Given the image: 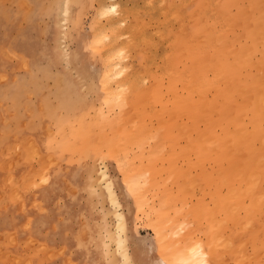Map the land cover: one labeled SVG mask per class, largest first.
Returning <instances> with one entry per match:
<instances>
[{
	"label": "rangeland",
	"instance_id": "1",
	"mask_svg": "<svg viewBox=\"0 0 264 264\" xmlns=\"http://www.w3.org/2000/svg\"><path fill=\"white\" fill-rule=\"evenodd\" d=\"M69 1L67 6L65 0H0V209H5L10 204L19 206V211L22 212L25 197L47 182L51 169L63 167L67 172L69 167H74L76 173H79L81 185L75 186L73 190L74 198L77 194L80 196L78 200L79 209L74 224L78 227V230L76 229L78 233L75 234V247L69 256L73 255L74 252V256L78 254L79 260L76 259L72 262L68 259L67 264H155L161 260L163 254V250L162 252L159 251V246L161 247L162 243L161 245L158 243L159 237L154 233L148 221L153 217L157 219L158 216L152 215L155 211L146 212L147 207H144L145 210L143 209L145 214L139 211L133 199V189L137 182L142 181L146 175L152 178V181H155L157 185L162 183V186L159 184V190L157 185H155L157 187L149 185L150 188L156 189L155 192H157L158 197L168 195L171 199L170 201L167 197L166 200L169 201L159 203L160 197L157 198L153 190L149 192L152 191L155 197L147 192V195L150 194L154 197H151L152 200L146 195L148 205L153 204L157 208L156 213L161 208L167 209L165 214L162 211L164 214L162 216L160 211L159 217L165 219L164 216L167 215V219L173 220L174 224L170 225L169 223L172 221L169 220L168 222L166 219L167 222L165 223L169 226L166 227L163 223L164 225L161 226L164 228L161 227V229L164 232L167 231L168 235L172 234L171 230L174 229L173 234L170 235H176L177 238H173L172 241L180 238L181 241L176 240V244L180 243L178 245L181 249L193 247L192 250H188L191 253L193 249L196 251V248L197 251L201 250L205 254L201 253L202 255L200 254L198 258H194L198 260L200 256L206 257V263L204 257L201 258L204 264H243L244 262H246L244 264H260L261 259L264 261V254L261 253L264 248V227H262L264 226V215L262 216L263 221L253 218L251 228L248 229L247 227L243 230L245 234H242L243 231L233 229L230 226L227 228L220 226V229L226 228L222 229L223 233L221 230L215 229L220 225L216 219L221 220V218L218 214L220 213L218 212L219 203L216 202L217 191L214 179L216 170L219 171L218 168L222 164L215 153H207L201 156L200 153L199 155L195 151H189L185 146L187 144L184 142L186 139L181 140L185 137L183 135L177 137L179 135V123L184 124L186 126L184 128H188L190 122L187 114L176 115L175 117V104L184 100L182 95L184 93L178 91L175 94L177 89L174 91L170 89L172 81L176 77L173 70L180 69L177 71L180 72L191 68L188 59L177 60V53L185 54L180 50L185 46V49L189 47L185 51H190V55H192L196 50L195 44L202 47L203 43L205 45L206 42L211 43L212 41H205L204 39L202 41L203 37L199 40L198 36L204 35L203 29L206 25L217 29L218 26L215 23L218 21L216 19L223 18V21L226 19V24L230 27L225 25L224 27H227L225 29L222 26L223 33L219 31L220 28H218L219 33L215 30L219 35L222 33L221 37L225 40L224 42L228 43L229 38L237 40L235 43H233L234 41L231 42L235 49L233 50L232 46L230 49L236 53L237 57L232 56L228 59V63L233 62L235 57L236 64L239 63L240 59L245 57H242L244 51H246L245 55L251 53L253 46L246 48V45L249 43L252 45L256 42V40L255 42L252 41L257 39L253 33L257 34L258 30L255 31L253 28L258 27V23L264 18V16L258 17L264 14V0H215V3L210 0L214 5L209 4L207 2L209 0ZM204 3L212 5V8L215 6L213 9L218 10L214 11L212 17H215V20L211 21V17L207 18L211 8L208 9L209 5L203 7ZM102 5L105 7L107 5L106 8L109 7V10H106ZM100 6L103 7H101L102 11L106 10V13L104 12L106 15L100 12ZM158 6L160 9L164 8L163 10L166 11L167 15ZM174 7H176L175 11L179 12L177 15L175 13V18H178L176 16L179 15L185 17V19L179 17L180 20H183L180 23H175L173 21L175 19L171 17L173 14L170 13H173ZM169 10H172L169 13L171 15L170 20L167 17ZM217 12L219 15L215 14ZM205 14H207L206 17ZM204 18L206 23L203 21ZM252 21L256 22L257 26L252 27ZM168 22H172V26L167 24ZM221 22L219 21L217 24L220 25ZM246 22L249 23L245 24ZM114 23L115 25H113ZM177 24H180L182 30H186H183V34ZM263 27L264 22L261 25V28ZM246 29H249V32L248 34L245 33L246 36H244L243 33ZM256 29L264 32V28L258 27ZM175 30L180 33L175 32ZM172 33L174 37L176 36L175 39H173ZM258 34H261L260 31ZM193 35L196 37L193 38ZM162 36L172 37V39L169 37V41L170 39L173 41L177 39L176 48L172 41L169 44L168 40ZM191 36H193V40L197 39L198 42L196 43V40L191 42L189 39ZM111 38L113 43L110 42ZM183 40H187V43L178 49V45ZM171 46L174 49H171ZM237 47L240 49H238L239 52L238 50L236 52ZM257 47L259 50L263 46L259 44ZM208 48L209 52L213 50L212 46ZM166 52L168 55L171 54L169 55L171 60L169 57L168 60L173 62L168 61L170 65L168 68L167 63L166 68H174L173 74L171 73L174 78L169 76L168 69L162 70L161 68L165 65L164 55H167ZM252 52L254 55L256 50L254 49ZM235 53L232 54L235 55ZM251 55L250 57L254 58ZM255 55L256 58L260 55L264 57V51ZM106 59L108 63L114 60L113 65L119 63L117 66L119 72L116 75L118 77L115 76L117 79L110 72V78L113 77L111 81L109 80L113 89L112 94H108L104 90L105 77H108L107 80L109 79L107 69L110 68V66L109 68L105 66L108 64ZM260 59V62H263L264 58ZM250 60L249 63L247 62L248 64H250ZM257 60L254 58V63ZM244 63H246L245 59L241 64ZM257 63L253 67H257V65L262 67V63L260 65ZM112 64L111 67H113ZM248 64H244V67L240 68V72H228L226 70L228 73L234 74L232 76L235 78L236 85L238 84L237 87L240 85L242 89L246 88L241 86L242 82L249 83L250 86L253 84L252 79L247 78V74L249 77H254L255 73L256 77V73L263 69L260 70L258 67L259 70L255 72V69L250 67L252 65L248 66ZM238 68L236 66V70ZM250 73H253L252 76ZM211 76L212 73H209L208 77L211 78ZM236 76H239L242 81ZM246 78L249 80L248 82H245ZM262 81H264V77L260 78L261 83L258 81L259 83L256 85L261 84L262 86ZM116 82L119 83L118 86ZM120 85L124 86L121 87ZM179 86L180 84H176L175 87L179 89ZM218 91L219 88L210 91L207 100H212L213 97L218 99ZM247 91L252 93L251 89L248 90L247 88ZM244 93L247 95L246 91ZM249 93L248 95L251 94ZM108 95L113 96L114 101L110 96L108 98ZM238 95L240 96V94ZM241 98L237 97L238 101L240 99V103L243 101ZM239 102L236 103V109L239 108ZM213 110H209V114ZM236 111L239 112V109L230 110L229 114L225 112V118L232 121L236 118L238 113ZM193 112V109L189 111L190 114ZM243 115L246 116L245 114L241 116ZM174 117L176 118L175 121ZM244 118L241 117L242 122H244V126L247 125L245 128L250 130L249 115ZM197 126H199L200 133H205L206 128L208 130L212 128L214 132L219 134L221 128L220 126L216 127L213 123L210 125L198 123ZM181 127L183 126L181 125ZM181 127L179 131L182 129L184 131V128ZM248 132L250 134L248 135L246 132L248 135H245L246 139L244 136L243 138L248 143L252 141L254 145L250 144L244 147L242 142L245 140H241L239 152H241L244 161L238 162L239 168L245 166L244 162L248 161L254 149L259 147L252 136V130ZM250 136L252 137L249 138ZM98 145L100 149H97V147L99 148ZM95 153H98L96 155L98 158ZM263 158L262 155L261 159ZM223 166L226 164L223 163ZM102 170L106 172L107 180L112 183V189L119 202L117 208L111 205L110 194L105 186H102L104 183L102 181V183H98L101 180L98 174ZM262 170L264 167L258 170L259 184L257 183L256 191L262 188L261 191L264 192V173ZM178 175L180 178H177ZM181 175L183 176L181 177ZM189 176L202 182L195 180L200 184L189 185L188 179H185ZM94 177L96 178L97 189L95 188L96 184L93 183L91 186ZM181 178L183 181L180 180ZM193 178L192 181L194 182ZM98 184L102 187L99 188ZM157 204L161 208L157 207ZM214 204L216 205L214 206ZM115 211L126 218L123 234L118 232ZM262 213H264V207H261ZM215 222L218 223V226H213V223L216 224ZM28 227L29 224L22 225L21 230L24 231ZM168 229H171V232L168 233ZM106 231L111 232L109 235H114L112 236L113 239L109 240ZM164 234L168 236L166 233ZM233 234L234 236L230 237ZM239 234L242 236L238 239ZM219 235L225 237L220 243V240L218 241ZM120 236L125 239V245L119 250L117 240ZM227 237H230L231 240L226 239ZM164 239L167 240L165 237ZM163 240L161 239V242ZM170 243H174V241ZM170 243H167L169 247ZM193 243H197L199 246L194 247ZM235 244L238 245L235 246ZM183 245L185 246L182 247ZM175 246L174 243L172 250L169 251L177 252L179 247L173 249ZM228 248L236 249V252L232 251L233 253H231ZM164 249V253L168 251V249ZM181 249L180 251L183 252ZM64 252L68 251L60 250L56 254L48 252L37 239L30 236L21 238L17 234L7 231L0 232V264H35L36 261H40L41 257L50 260L57 255L64 256ZM123 252L127 253L130 260L122 256ZM259 252L262 255L258 257L257 253L259 254ZM195 259H191L192 262L185 261L183 263L198 262ZM237 260L239 263H236ZM243 260L245 261L243 262Z\"/></svg>",
	"mask_w": 264,
	"mask_h": 264
},
{
	"label": "bare ground",
	"instance_id": "2",
	"mask_svg": "<svg viewBox=\"0 0 264 264\" xmlns=\"http://www.w3.org/2000/svg\"><path fill=\"white\" fill-rule=\"evenodd\" d=\"M209 4L211 3V2H213V3H215L216 1L215 0H211V2H210V0L209 1H207ZM70 3V1L69 0H65V4L68 6V4ZM213 3H211V4H213ZM157 4V3H156ZM155 4V5H156ZM205 4V3H204ZM203 4V7H205V6H207L208 7V5L209 4H205L204 5ZM214 5V4H213ZM102 6H104V5H102ZM102 6H100V8L102 7ZM157 6V5H156ZM163 6V5H162ZM210 6V5H209ZM212 6V5H211ZM209 7L208 9H210L208 12H210V13H212V14H210L209 13V16L207 17V18H209V17H213L214 16V11L216 12V8L215 9H213L215 6H213V8L212 7ZM218 6V5H217ZM105 7V6H104ZM106 7H107V5H106ZM105 7V9L107 10L108 8H106ZM159 7V6H158ZM103 8V7H102ZM102 8H101V11L100 12H103V14L104 15H106L105 13V9H103V10H105V11H102ZM183 8V7H182ZM251 8V7H250ZM254 8V7H253ZM159 9H160V7H159ZM164 9V8H163ZM162 8L160 9V10H163ZM175 9H176V7H174V9H172L173 10V13H170V11L172 12V10H169V12H168V14L170 13L171 15L173 14V16H171L170 14H169V16H167V17H169L168 19L170 20L171 19V17L173 18V19H175V20H173L175 23L177 22V23H180V22H182L183 20H180V18L179 17H182V19H185V17H183V16H176V17H178V18H175V13H176V15H177V13H179V12H177V11H175ZM184 9V8H183ZM99 10V9H98ZM109 10V9H108ZM212 10H213V12H212ZM159 11V10H158ZM163 11H165V10H163ZM175 11V12H174ZM218 11V10H217ZM252 11V10H251ZM67 12V11H66ZM99 12V11H98ZM105 12V13H104ZM107 12H109V11H107ZM124 12V11H123ZM161 12V11H160ZM159 12V13H160ZM206 12V11H205ZM165 13H166V11H165ZM207 13V12H206ZM108 14V13H107ZM121 14V13H120ZM182 14V13H181ZM208 14V13H207ZM207 14H205V17L207 16ZM216 15H219V13L217 12V13H215ZM100 15H102V14H100ZM103 15V16H104ZM164 15V14H163ZM166 15H167V13H166ZM182 15H184V14H182ZM211 15V16H210ZM221 15V14H220ZM171 16V17H170ZM186 16V15H185ZM202 16V15H201ZM264 16V14L262 15V16H258L259 18L260 17H263ZM113 17V16H112ZM123 17H124V15H123ZM127 17V16H126ZM218 18H221L220 16H217ZM229 17V16H228ZM257 17V18H258ZM125 18V17H124ZM193 18V17H192ZM230 18V17H229ZM107 20H108V18H106ZM167 19V18H166ZM187 19H188V17H187ZM216 18L214 17V18H212V19H210L211 21L212 20H215ZM221 19H222V22H221ZM220 20H218V19H216L218 22L220 21L221 23H220V25L219 24H217L218 22H216L215 23V21H214V23L216 24V26H218L217 27V29H213L211 26H209V25H206L205 27H204V29H203V33H204V35H202V36H198V38H199V40L201 39L202 41H203V39L205 40V41H212L211 43H208V42H206L207 44L205 45L204 43H203V45H205L204 47H203V45H202V47H199L197 44H195V46H196V50L194 51V54H192V55H190V51H185V50H188L189 49V47H188V49H185V46H183V45H185L186 43H187V40H183L179 45H178V49H180V47H182L180 50L183 52V53H185V54H181V53H177L178 54V56H177V60H180L181 58H186V59H188L189 61H190V69L189 70H185V71H180V72H177V71H179V70H177V71H174L173 69H172V67L170 68V69H168L169 67V65H170V63H168V61L169 62H172V61H170L171 60V57H169V55H171V54H169L168 55V52H166L165 54H167L166 56L164 55V57H165V59H166V61L164 60V63H165V65H164V67H161L162 68V70L163 69H165L166 68V64L168 63V65H167V67L168 68H166L165 70H167L168 69V71H167V73L168 74H170L169 76H172L173 77V73L175 72V75L174 76H176L175 78H174V80L172 81V84H171V91H174V90H176V92H174L175 94L178 92V91H181L182 93H184V94H182L183 96H184V100L182 101V102H179V103H177V104H175V113H174V115H175V117H176V115H185V114H187V116H188V118H189V122H190V124H188V128H184V127H186L184 124H182V123H179V125H180V127H181V125L183 126V127H181V128H184V131H183V129L182 130H180L179 131V126H178V134L179 135H177V137L178 136H184L185 138L184 139H181V138H179V139H181V140H185L186 139V141H184V142H187V144L185 145L188 149H189V151L190 150H192V151H195V152H197L198 154L200 153L201 154V156H204L205 154H207V153H215L217 156H218V158H219V160H220V162H221V164L222 165H220V168H218L219 169V171H217L216 170V177H215V179H214V184H215V186H216V202H218L219 203V209H218V212H220V213H218L219 214V218H221V220L219 219H216V222H220V225L218 226L217 224L218 223H216V224H214L213 223V226L214 225H216V226H218L217 228L215 227V229H217L218 231L219 230H221L222 232L221 233H223V230L222 229H226L227 227H231V228H233V229H236V230H239V231H243V230H245L247 227H248V229L249 228H251V222H252V220H253V218H258V219H261V220H263V218H262V216L264 215V213H262L261 214V207H264V192H263V190L261 191V189L259 190V191H261V193H259V191L257 190L256 191V186H257V183L259 184V180L257 179V175L259 174L258 173V170H260V168H262V167H264V161H261V160H263V159H261L262 158V155L264 156V81H262V86H261V84H257V85H259V86H257L256 85V83H259L260 82V78H263L264 76V57L263 56H259V57H257L256 58V53H258V54H261V53H263V48H264V42L262 43V41H264V32L262 31L261 32V30H259V29H256V28H258V27H260V29H263V28H261V25H263V22H264V18H263V20H261V22L260 23H258L259 25H258V27H255V25L257 26V24H255L256 22H254V21H252L253 23H251L252 24V27H255V28H253V30L255 29V31L256 30H258V31H260V33L262 34V37H261V34H258V31H257V34H254L253 32H255V31H253L252 33H253V35H254V37H256L257 39H259V36H260V39L259 40H257V39H253L252 41L253 42H255V40H256V42L255 43H252L251 41V43H252V45L249 43V45H246V48H248V47H250V46H253V50H252V47L250 48L252 51H254V49L256 50V53H254V55H253V52L251 51V53H252V55H251V53L249 52V54L251 55V56H253L255 59H258L255 63H257V64H261L262 63V67H260V66H258L257 65V67H253V66H255L256 64L254 63V58H252V57H250V55L249 54H246L245 55V52L246 51H244V55L242 56V57H250L251 58V60H250V58H247V59H249L250 60V64H248L249 62V60H247L245 57L243 58V59H240L239 58V56L241 57V54H239V56H238V58L241 60L239 63L237 62V64H236V53L235 52H233V50L235 49V46H234V44L233 43H235V41H237V40H232L231 38H229V40L230 41H228V43H225L224 41V39H222V33L224 32L223 30H221V28H223L225 25L228 27V28H230L229 26H228V24H226L227 22V20L226 19H224V21H223V18H221ZM106 20V21H107ZM113 20V19H112ZM111 20V21H112ZM176 20H178V21H176ZM105 21V23H107ZM108 21H110V20H108ZM114 21V20H113ZM203 21H205V18L203 19ZM97 22H98V20H97ZM100 22V21H99ZM225 24H224V23ZM237 22V21H236ZM242 22H245V21H242ZM242 22H241V25H242ZM113 23V22H112ZM204 23H206V21L204 22ZM249 22H246L245 24H248ZM167 24H170L171 26H172V22L171 23H167ZM222 24V25H221ZM236 24V23H235ZM244 24V25H245ZM113 25H115V23L113 24ZM169 25V26H170ZM177 25H179L180 26V24H177ZM128 26V25H127ZM168 26V27H169ZM219 26H221V27H219ZM223 26V27H222ZM243 26V25H242ZM227 27L225 28V29H227ZM180 29H181V26L179 27ZM218 28H220V30L219 31H221L220 33V35L218 34L219 33V31H218ZM172 29V28H171ZM231 29H233V28H231ZM115 30V29H114ZM176 30H178V31H180L179 29H176ZM175 30V32H178V31H176ZM184 30V29H183ZM183 30L181 29V31H182V34H183ZM218 32H216V31ZM249 29H246V31L243 33L244 34V36H246L245 35V33L246 34H248V31ZM184 31H186V30H184ZM197 31V30H196ZM175 32H173V33H175ZM162 33V32H161ZM172 33V37H173V39H175L176 38V36L174 37V34ZM178 33H180V32H178ZM252 33H250L251 35H252ZM256 33V32H255ZM102 34V33H101ZM113 34V33H112ZM155 34V33H154ZM160 34V33H159ZM163 34V33H162ZM165 34V33H164ZM176 34V33H175ZM185 35H186V33H184ZM189 35H190V33L187 35L188 37H189ZM252 35V36H253ZM256 35V36H255ZM100 36V35H99ZM98 36V37H99ZM112 36V35H111ZM160 36V35H159ZM166 36V35H165ZM165 36H162V37H165ZM194 36V35H193ZM191 36V38H189L190 39V41L192 42V41H195L196 43L198 42V40L197 39H194L193 40V38H195L196 36ZM240 36V35H239ZM97 37V38H98ZM101 37V36H100ZM104 37V36H103ZM161 37V38H162ZM170 37V36H169ZM169 37L168 38H166V40H168L167 42H169V44H170V42L172 41L173 43L172 44H174L173 46H175V42H177V39L176 40H171L172 39V37H170L171 39H170V41H169ZM193 37V38H192ZM238 37V36H237ZM236 37V39H238ZM241 37V36H240ZM243 37V36H242ZM96 38V39H97ZM117 38V37H116ZM177 38H178V36H177ZM243 38H245V37H243ZM95 39V40H96ZM109 39V38H108ZM143 39V38H142ZM192 39V40H191ZM248 39V38H247ZM263 39V40H262ZM98 40V39H97ZM117 40V39H116ZM162 40V39H161ZM223 41V43H222V41ZM262 40V41H261ZM159 41V40H158ZM234 41V42H233ZM259 41H261L259 44H262V46L263 47H261L259 50H258V45L259 44H257ZM109 42V41H108ZM110 42H112L113 43V40H112V38H111V41ZM127 42V41H126ZM229 42H230V44H229ZM231 42H233L232 44H233V46L231 45ZM247 42V41H246ZM103 43V42H102ZM101 43V44H102ZM177 44V43H176ZM189 44V43H188ZM257 46H256V45ZM95 45V44H94ZM99 45V44H98ZM104 45V44H103ZM106 45H107V43H106ZM169 46V45H168ZM173 46H171V49H174L173 48ZM209 46H212L213 47V50H211L210 52H209ZM231 46H232V49L233 50H231L230 51V49H231ZM99 48H101V46H99ZM106 48V47H105ZM122 48V47H121ZM161 48V47H160ZM175 48H176V46H175ZM96 49H98L97 47H96ZM103 49V48H102ZM162 49V48H161ZM239 48L237 47V49H236V52H237V50H238ZM123 50V49H122ZM176 50V49H175ZM175 50H173V52H175ZM240 50V49H239ZM239 50H238V52H239ZM247 50V49H246ZM249 50V49H248ZM168 51V50H167ZM172 51V50H171ZM161 52H164V51H161ZM176 53V52H175ZM232 53H235V55L234 54H232ZM242 53H243V51H242ZM174 55V54H173ZM173 55H172V57H173ZM232 56H236L235 58H233L234 59V61L233 62H230V63H228V59H230V58H232ZM167 57V58H166ZM168 57L170 58V60H168ZM260 58H262L263 60V62H260ZM173 59V58H172ZM245 59V62L246 63H244L245 65H247L248 64V66H250V65H252V66H250V67H252L253 69H255V72L257 71V70H261V68H263L262 70H261V72L259 71V72H257L256 73V77H255V73H254V77L252 76V74L253 73H250L251 75L250 76H252V77H249V75L247 74V78L248 79H252V82H253V84H252V86H250V85H248L247 83L245 84V83H241V81H242V79L239 77V76H236V78H238L239 80H241V81H239V83H241V86H244V87H246V88H243L242 89V87L240 88V85H239V87H237L238 86V84L236 85V81H235V78L232 76V75H234V74H230V73H228V72H240V70L244 67V64H241V62L243 61ZM253 59V60H252ZM260 59V60H259ZM175 60V59H174ZM105 61V60H104ZM106 61H107V59H106ZM110 61H112V60H110ZM123 61V60H122ZM160 61V60H159ZM113 62H114V60H113ZM113 62H110L111 64L113 63ZM161 62V61H160ZM248 62V63H247ZM106 63H108V61L106 62ZM105 63V64H106ZM110 63H108L107 65H105V66H108V68H109V66H110V68L109 69H107V71H109V73H108V75L107 76H109V79L107 80V78L108 77H105L106 79V81H105V84H104V90L108 93V94H112V85H110V81H111V79H113V77L112 78H110L111 76V74H110V72L111 73H113V75H114V77L116 76V75H118V73L117 72H119V71H117V70H119V67H117L118 66V64L119 63H114L115 65H113V67H111V64ZM173 63V62H172ZM252 63V64H251ZM117 64V65H116ZM239 64V65H238ZM240 64H241V67H240ZM163 66V65H162ZM236 66H237V68L239 69H237L236 70ZM247 66V67H248ZM249 67V68H250ZM258 67H259V69H258ZM189 68V67H188ZM187 68V69H188ZM241 68V69H240ZM248 68V70H250ZM257 68V69H256ZM114 70V72L116 71V73L114 74V72H112ZM164 70V71H165ZM171 72H170V71ZM172 70H173V73H172ZM226 70H228V72L226 71ZM124 72V71H123ZM172 73V74H171ZM209 73H212V76H211V78L210 77H208L209 76ZM262 76V77H259L260 75ZM263 74V75H262ZM105 75V74H104ZM112 75V76H113ZM241 75V74H240ZM259 75V76H258ZM144 76V75H143ZM258 76V77H257ZM116 77H118V76H116ZM115 77V78H116ZM244 77H245V75H244ZM243 77V78H244ZM171 78V77H170ZM246 78V80H245V82H248L249 80ZM117 79V78H116ZM172 79V78H171ZM170 79V80H171ZM255 79V80H254ZM110 80V81H109ZM119 80H120V78H119ZM257 80V81H256ZM121 82H122V80H120ZM259 81V82H258ZM120 82V83H121ZM117 83V86H118V82H116ZM261 83V82H260ZM176 84H180V86H179V89L178 88H176L175 86H176ZM103 85V84H102ZM127 85V84H126ZM121 86V85H120ZM122 86H124V85H122ZM121 86V87H122ZM128 86V85H127ZM144 86V85H143ZM248 86V87H247ZM145 87V86H144ZM215 88H219V97H218V95H217V98L218 99H215V97H213V99L212 100H207V98H208V93L210 92V91H212L213 89H215ZM237 88H239L238 89V94H240V96L238 95V94H236L237 92H236V90H237ZM247 88H248V90L249 89H251L252 90V93L250 94L248 91H247ZM153 89V88H152ZM241 89V90H240ZM244 90V91H243ZM122 91H124V90H122ZM121 91V92H122ZM240 91H242V92H240ZM246 91V93H247V95H248V93L250 94V95H246L244 92ZM173 93V92H172ZM216 93V92H215ZM244 93V94H243ZM115 93L113 92V95H114ZM117 94V93H116ZM121 94H123V93H121ZM109 96L111 97V95H108V98H109ZM177 96V95H176ZM211 96V95H210ZM243 96H245V97H243ZM113 97V96H112ZM112 97H111V99H112ZM178 97H179V95H178ZM237 97L238 98H241V100H243V101H241V103L239 102L240 101V99H239V101L237 100ZM243 98H245V99H243ZM109 100V99H108ZM113 100V99H112ZM114 101V100H113ZM239 102V112L238 111H236V112H238L237 114H236V118H234V119H232V121H229V120H227L226 118H225V112H227L228 114H229V112H230V110H238V109H236L237 108V105H236V103H238ZM110 102V101H109ZM108 103V102H107ZM208 105H209V107H208ZM210 108V109H208V108ZM194 110V112L193 113H189V111L190 110ZM208 109V110H207ZM211 109H214L213 110V112L211 113V114H209L210 112H208L209 110H211ZM242 114H245L246 116H248L249 115V118H248V124H250V130H252V132H253V134H252V136L254 137V139L256 140L255 142H256V144L258 143L259 144V147H258V145H257V147L258 148H260V149H254V152L252 153V155H251V157L249 158V160L248 161H245L244 162V167H242V166H240L241 168H239L238 167V162L239 161H244V159H243V156L241 155V152H239L240 150H239V148H241V140L242 139H244L245 138V135H247L246 134V132L248 133V135L250 134L248 131H250V130H248V128L246 129L245 127L247 126H244V122H242L243 120L241 119V117H243V119H245L244 117H246V116H241ZM120 116V115H119ZM174 117V121L176 120V118ZM247 119V118H246ZM173 120V119H172ZM214 120V121H213ZM168 121V120H167ZM170 121V120H169ZM179 121V120H178ZM181 121H182V116H181ZM247 121V120H246ZM239 122H242V124H239ZM198 123H201V124H204V125H207V124H211V123H213L214 125H216V127H218V126H220L221 128H220V133L219 134H217L216 132H214L213 131V129L211 128L210 130H208V128H206L205 129V133L203 132H199V126H197L198 125ZM236 123H238L237 125H236ZM118 125V124H117ZM249 126V125H248ZM252 128V129H251ZM187 129V130H186ZM246 130H248V131H246ZM174 131V130H173ZM217 131V130H216ZM181 132H183V133H181ZM149 133V132H148ZM151 133V132H150ZM154 134V133H153ZM247 135V136H248ZM100 136V135H99ZM243 136H244V138H243ZM252 136H250L249 138H251ZM168 137V136H167ZM153 138V137H152ZM151 138V139H152ZM155 139L154 140H156V137H154ZM248 138V137H247ZM178 139V140H179ZM246 139V138H245ZM244 139V140H245ZM160 140V139H159ZM161 140H162V137H161ZM250 141H251V139H250ZM249 141V142H250ZM176 144V143H175ZM250 144H253L252 143V141H251V143H248L246 140L244 141V142H242V146L244 145V147L245 146H248V145H250ZM255 144V145H256ZM101 145V144H100ZM254 145V144H253ZM99 146V145H98ZM176 146V145H175ZM172 147V146H171ZM178 147V146H177ZM185 147V148H186ZM150 148H152V147H150ZM157 148H159V147H157ZM94 149H95V147H94ZM97 149H100V146H99V148L97 147ZM175 149V148H174ZM93 151V150H92ZM95 151V150H94ZM99 151V150H98ZM96 152H97V150H96ZM204 152V153H203ZM91 153V152H90ZM93 154V153H92ZM98 154V153H97ZM96 153H95V156L97 155ZM187 154V153H186ZM199 154V155H200ZM94 156V155H93ZM192 156V155H191ZM97 157V156H96ZM98 158V157H97ZM93 159V158H92ZM102 159V158H101ZM100 159V160H101ZM202 161V160H201ZM223 163L224 164H226V166H223ZM94 167V166H93ZM93 169V168H92ZM91 170V169H90ZM93 172V171H92ZM262 172L264 173V170H262ZM93 174V173H92ZM95 174V173H94ZM97 175V174H96ZM98 175H100V177H98V178H100L101 180H100V182H98V183H104L102 186L104 187L105 186V188H106V190H107V192L110 194V202H111V205L112 206H114L115 208H117V207H119V202H118V200H117V197H116V194H115V192L113 191V189H112V183L111 182H109L108 180H107V174H106V172L105 171H101ZM176 175V174H175ZM184 175V174H183ZM183 175H181V177L183 176ZM261 175V174H260ZM179 177H177V178H180V175H178ZM187 176V175H186ZM93 177V176H92ZM96 177V176H95ZM94 177V179H95V181H94V179H93V181H92V184H91V186L93 185V183L94 184H96V186H95V188L97 187V182H96V178ZM191 176H189V177H185V179L187 178L188 180H187V182H188V184L190 185V184H195V185H199L198 184V182H196V181H198L199 179H194L193 177H191ZM192 178L194 179V182L192 181ZM199 178V177H198ZM259 179H260V176H259ZM263 179H264V174H263ZM161 180V179H160ZM174 180H176L175 178H174ZM181 181H183L182 180V178L180 179ZM196 180V181H195ZM202 180V179H201ZM257 180H258V182H257ZM102 181V182H101ZM191 181V182H190ZM261 181V180H260ZM90 182H91V180H90ZM96 182V183H95ZM160 182V181H159ZM184 182H185V180H184ZM197 184H196V183ZM199 182H202V181H200L199 180ZM160 185L162 184V183H159ZM157 185V183L155 182V181H152V178H150L149 176L147 177L146 175L144 176V178L142 179V181L141 180H139L138 182H137V185H136V187L133 189V199H134V201H135V206L137 205V208L139 209V211H141L142 213H144L145 214V212H144V207L147 209L146 210V212L147 211H149V212H151V211H155L152 215L153 216H155L154 214H156L158 217L161 215H164L165 214V210H167V209H162L161 208V206H159V204H157L156 206L158 207L159 206V208H161L160 209V211H161V214H160V211H157L158 213H156V209L157 208H155L154 206H153V204H151V206H149L148 205V199H147V197H146V195H147V192L148 193H150L149 191L150 190H153V192H155L156 191V189L155 188H150L149 187V185L150 186H152V185H157V186H155V187H157L158 188V190H159V186L160 185ZM263 184H264V182H263ZM102 186H99V184H98V187L100 188V187H102ZM162 186V185H161ZM263 187V186H262ZM92 188V187H91ZM94 188V187H93ZM97 189V188H96ZM96 189H94V190H96ZM99 190V189H98ZM164 190V189H163ZM163 192V191H162ZM165 193H167L166 191H164ZM103 193V192H102ZM157 192H155V194H156ZM150 194H153V196H154V193H152V191H151V193ZM150 194H148L147 196H149L150 197V199H151V197H153V196H151ZM162 194V193H161ZM159 195H160V193H159ZM146 197V198H145ZM155 197V196H154ZM153 197V198H154ZM156 197L157 198H159L158 196H157V194H156ZM168 197V195H166V196H164V197H160V199L158 200V202L160 203V202H163V201H171V199H170V197H168V199L166 200V198ZM156 198V199H157ZM149 199V200H150ZM164 199V200H163ZM152 200V199H151ZM161 200V201H160ZM149 202H151V201H149ZM168 204V203H167ZM216 204H214V206H215ZM163 206V205H162ZM171 206V205H170ZM168 207V206H167ZM144 209V210H143ZM149 209V210H148ZM155 209V210H154ZM117 210V209H116ZM151 210V211H150ZM159 210V209H158ZM162 211H163V213L164 214H162ZM116 212V211H115ZM107 214V213H106ZM218 214H217V216H218ZM146 215H148L147 213H146ZM220 215H221V217H220ZM149 217V216H148ZM157 217V219H155L156 217H153L152 219L150 218L149 219V221H148V223L151 225V227H152V230H154V233L157 235V237H159L157 240H158V243H160V245H161V243H162V245H161V247L159 246V251L160 252H162V250H163V254L161 255V260L160 261H158V262H155V264H184L183 262H185V261H189V262H192V260L193 259H195V258H198V256L202 253L201 252V250H198L197 251V248H196V251H195V249H193V251H192V253H191V251L190 252H188V250H192V248L191 249H188V248H186V250H185V248L183 249V252L182 251H180V249H181V247H179V245H180V243H178V244H176V240H178V242H180L181 240H180V238H178V239H175V240H173L174 241V243H175V245L177 246H175V248H173V249H178V247H179V250L177 251V252H174L173 253V251L172 252H170L169 250L171 249L172 250V246L174 245V243H170V242H173L172 241V239L173 238H177V236L175 235V236H171L172 234H173V230L174 229H170L171 231H172V234L170 235H168L167 234V231H163V229H161V227H163L164 228V226H161V225H164L163 223H165V222H169V220L170 221H172L171 223H169L170 225H172V224H174V221L173 220H171V219H167V215H165L164 217H165V219L164 218H162V217H159L161 220H158L159 218ZM115 220H116V222H117V224H116V226H117V228L119 229L118 230V232L119 233H122L123 234V232L125 231V220H126V218L122 215V214H120V213H118V212H116V214H115ZM164 219V221H162ZM166 219H167V221H166ZM153 220H155V221H153ZM161 222V223H160ZM254 222V221H253ZM160 224V226H158ZM167 223H165V226L167 227V226H169V224H167ZM220 226H222V227H226V228H222V229H220L219 227ZM250 226V227H249ZM262 227H264V226H262ZM167 229V228H166ZM211 229V228H210ZM165 230V229H164ZM169 229H168V233L169 232H171ZM226 231V230H225ZM228 232H229V230H227ZM107 232V231H106ZM166 233L168 236H170L169 238H167L168 236H166L164 233ZM227 232V233H228ZM111 233V232H110ZM109 232H107V237H108V235L110 234ZM227 233L225 234V237H226V235H227ZM230 233V232H229ZM241 233V232H240ZM220 234V233H219ZM242 234H245V231H243L242 232ZM163 235H165V236H163ZM223 235V234H222ZM112 236H114L113 234L112 235H109V240H111V238H112ZM179 236V235H178ZM220 236V235H219ZM232 236H234V234L233 235H231L230 237H232ZM240 236H242V235H240L239 234V236H238V239H239V237ZM166 238L167 240L165 241V239L163 240V238ZM224 237V236H223ZM223 237H218V241H219V243L220 242H222L223 241ZM224 237V238H225ZM230 237L228 238H226V239H230ZM261 238H263V237H261ZM113 239V238H112ZM161 239L163 240L162 242H161ZM231 240V239H230ZM165 241V242H164ZM168 241H170V242H168ZM169 244L170 243V247L167 245V243ZM231 242V241H230ZM113 243V242H112ZM125 239L122 237V236H120L119 238H118V240H117V246H119V250H120V248H122L125 244ZM192 243V242H191ZM240 243V242H239ZM164 244H165V246H167V247H165L164 246ZM171 244H173V245H171ZM183 244H184V242H183ZM200 244V243H199ZM240 244H242V243H240ZM186 245V244H185ZM185 245H183L182 247H184ZM193 245H194V247H196V245H198L197 243L196 244H194L193 243ZM238 245V244H237ZM236 244H235V246H237ZM187 246H190V245H187ZM199 246V245H198ZM200 246H201V244H200ZM107 247V246H106ZM105 247V248H106ZM158 248V247H157ZM164 248H166V250L168 249V251H166L165 253H164V251H165V249ZM181 249V250H182ZM221 249V248H220ZM104 250V249H103ZM124 250V249H123ZM126 251V250H125ZM185 251V252H184ZM188 253H187V252ZM196 253H195V252ZM228 251H231V253H233V252H236V249L235 250H232V249H230V248H228ZM233 251V252H232ZM263 251V252H262ZM261 251V253H263L264 254V248H263V250ZM106 252V251H105ZM154 252V251H153ZM198 252V253H197ZM108 253V252H107ZM155 253V252H154ZM110 254V253H109ZM119 254H120V252H119ZM124 254V255H123ZM123 254H122V256H125L126 257V259L127 258H129L128 260H130V257H128V255H127V253H124L123 252ZM195 254V255H194ZM203 255L205 254V253H202ZM201 254V255H202ZM212 254V253H211ZM210 254V255H211ZM107 255V254H106ZM194 255V256H193ZM217 255V254H216ZM259 255H262V254H260V252H259V254L257 253V256L259 257ZM121 256V255H120ZM192 256V257H191ZM125 257H123L124 259H125ZM156 257H158V256H156ZM195 257V258H194ZM204 257V256H203ZM203 257H201L200 256V260H201V258H203ZM212 257H213V255H212ZM217 257V256H216ZM224 257V256H223ZM257 257V258H258ZM107 258H108V256H107ZM192 260H191V259ZM220 258V257H219ZM229 258V257H228ZM256 258V257H255ZM196 260V261H198V262H195V263H193V264H198V263H200V264H204V261H205V259H206V257H204L203 259H204V261H203V259L201 260L202 261V263H201V261L200 260ZM218 259V258H217ZM220 259H222V258H220ZM248 260V259H247ZM258 260V259H257ZM257 260H256V262H257ZM262 260V259H261ZM260 260V264H264V261L262 260L261 261ZM240 261H242V260H240ZM245 260H243V262H244ZM194 262V261H193ZM242 262V263H243ZM253 262V261H252ZM251 262V263H252ZM128 263V262H127ZM205 263H206V261H205ZM216 263V262H215ZM236 263H239V261L237 260L236 261ZM244 263H246V262H244ZM243 263V264H244ZM130 264V263H129Z\"/></svg>",
	"mask_w": 264,
	"mask_h": 264
},
{
	"label": "crops",
	"instance_id": "3",
	"mask_svg": "<svg viewBox=\"0 0 264 264\" xmlns=\"http://www.w3.org/2000/svg\"><path fill=\"white\" fill-rule=\"evenodd\" d=\"M80 185V176L74 167H69L67 172L63 167L51 169L47 182L25 197L22 212L19 206L10 204L0 209V232L7 231L21 238L30 236L55 254L60 250L68 251L50 260L41 257L35 264H67L68 259L79 260L78 254H69L75 247V234L78 233L74 224L80 196L77 194L74 198L73 190ZM25 224L29 227L22 231L21 226Z\"/></svg>",
	"mask_w": 264,
	"mask_h": 264
}]
</instances>
